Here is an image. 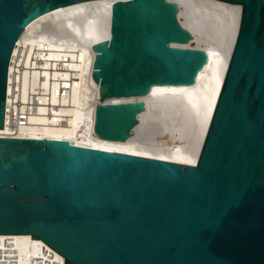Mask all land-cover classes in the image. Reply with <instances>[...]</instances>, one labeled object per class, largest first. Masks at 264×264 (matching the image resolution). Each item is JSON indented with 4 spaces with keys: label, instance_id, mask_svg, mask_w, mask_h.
Segmentation results:
<instances>
[{
    "label": "water",
    "instance_id": "95a60500",
    "mask_svg": "<svg viewBox=\"0 0 264 264\" xmlns=\"http://www.w3.org/2000/svg\"><path fill=\"white\" fill-rule=\"evenodd\" d=\"M89 1L0 0V131L22 35L42 16ZM220 1L242 12L196 165L0 137V235H31L66 264H264V0ZM153 3L111 7L113 39L92 63L95 139H131L147 110L138 99L171 81L163 49L136 43L169 40L164 8L132 25Z\"/></svg>",
    "mask_w": 264,
    "mask_h": 264
},
{
    "label": "bare ground",
    "instance_id": "6f19581e",
    "mask_svg": "<svg viewBox=\"0 0 264 264\" xmlns=\"http://www.w3.org/2000/svg\"><path fill=\"white\" fill-rule=\"evenodd\" d=\"M116 1L96 0L62 8L27 28L13 52L18 55L13 61L22 66L17 110L27 103L30 91L40 95L45 90L50 97H38L40 106L29 125H12L7 117L0 136L66 140L78 146L196 165L235 43L242 6L220 0H154L132 23L136 25L157 9L166 10L169 40L136 43L146 49H163L165 53L158 55L166 63L171 81H157L150 96L138 99L147 106L140 124L131 139L114 142L92 136L98 86L91 72L94 54L113 39L109 29ZM121 36L138 40L127 32ZM37 61L43 70H36ZM62 62L65 73L58 71ZM9 71L8 103L15 94L12 63ZM73 73H77L74 80ZM59 86L70 89L67 98L56 96ZM120 101L126 100L113 103ZM7 244L14 250L16 264H28L34 256L46 258V253L50 262H66L31 235H0V258Z\"/></svg>",
    "mask_w": 264,
    "mask_h": 264
},
{
    "label": "built area",
    "instance_id": "2783aa9c",
    "mask_svg": "<svg viewBox=\"0 0 264 264\" xmlns=\"http://www.w3.org/2000/svg\"><path fill=\"white\" fill-rule=\"evenodd\" d=\"M14 56V55H13ZM13 56H12V60L11 63L14 65V71L12 72V77H13V81H12V87H13V94L14 95V99L13 96H10L13 100L11 102L8 103V97H7V106H6V123H7V117L8 119H10L12 121V125H19V126H26L29 125L30 123V118L36 114L38 107L40 106V101L38 99L39 96H45L46 98L50 97L49 92L45 91L44 92L40 91L41 89L39 88H35L34 90H39L40 95H38L36 92L30 91L29 94V100L27 101V103L20 105V107L22 109H20L19 111L17 110V107L19 106V102L16 101V96L18 93V75L20 74V70H22V66H19L18 63H16L15 61H13ZM18 55L14 56V59H17ZM38 64L36 65V70H43L42 65H40V61H37ZM10 70V69H9ZM58 71L60 72H67V68L64 65V62H62V64L58 65ZM10 74V71H9ZM74 74L77 73H73V80H74ZM43 78V76L41 77ZM63 81V80H59ZM8 85H9V79H8ZM33 89V88H32ZM70 94V89L69 88H65L62 86H59V88L56 91V96L59 98H67ZM56 123V122H54ZM6 125V124H5ZM1 137V136H0ZM2 138H6L3 137ZM12 138V137H9ZM8 247H6L5 250H2V257L0 258V264H16V258L14 255V250L12 248H10V244H7ZM47 254L46 258H38L36 256L31 257V259L29 260L28 264H59L56 262H50V255ZM66 264V262H65Z\"/></svg>",
    "mask_w": 264,
    "mask_h": 264
}]
</instances>
